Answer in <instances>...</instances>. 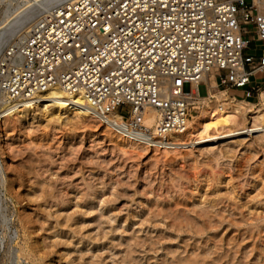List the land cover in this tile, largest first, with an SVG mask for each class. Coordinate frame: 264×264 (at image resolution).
I'll use <instances>...</instances> for the list:
<instances>
[{"label": "rangeland", "instance_id": "1", "mask_svg": "<svg viewBox=\"0 0 264 264\" xmlns=\"http://www.w3.org/2000/svg\"><path fill=\"white\" fill-rule=\"evenodd\" d=\"M37 13L0 31V48ZM261 134L143 150L88 118L10 115L0 120V264H264Z\"/></svg>", "mask_w": 264, "mask_h": 264}, {"label": "built area", "instance_id": "2", "mask_svg": "<svg viewBox=\"0 0 264 264\" xmlns=\"http://www.w3.org/2000/svg\"><path fill=\"white\" fill-rule=\"evenodd\" d=\"M18 36L0 49V107L35 104L59 86L148 146L188 129L207 73L246 97L264 89V10L255 0H56Z\"/></svg>", "mask_w": 264, "mask_h": 264}, {"label": "bare ground", "instance_id": "3", "mask_svg": "<svg viewBox=\"0 0 264 264\" xmlns=\"http://www.w3.org/2000/svg\"><path fill=\"white\" fill-rule=\"evenodd\" d=\"M54 1L56 0H0V4L7 2V7L4 12L2 11L3 15L0 19V31L5 32V30H9L7 26L16 23L18 20L20 22L25 15V19H30L35 11H41ZM255 2L264 8V0H255ZM33 19L26 23H24L26 20H23L20 28L16 32L17 34H15V40L17 37L20 39L18 35L31 25ZM212 76H214V71L207 73L203 77V80L208 83ZM195 85L196 83H194ZM211 88L209 85V93L204 96L201 95L199 98L200 110L198 115H194L190 119L188 129L185 132H170L166 137L169 145L164 147L172 150L192 149L197 146L212 145L222 139L247 136L258 132H263L259 137L264 139V91L260 94V102L258 105L246 99L230 96L225 90L219 93H213ZM2 97L3 95L0 93V99ZM210 99L212 100L209 101ZM35 103V106H33V103L23 102L14 109L8 107L9 103L7 101H3L0 107V120L5 119L6 121L10 115L23 113L30 107H36V110L46 115L47 121L59 120L63 114L66 117L71 114L77 119L88 118L94 123L103 125L105 130L108 129L110 133H114L115 137L122 141L123 144L143 150L147 148V143L139 139L126 137L118 133L110 123L101 122L94 114L89 100L82 93H70L59 86H55L40 93ZM249 109L253 112L251 118L247 116ZM111 118L115 121L119 118V114L115 112ZM155 121L156 111L149 109L144 123L152 127ZM152 135L153 137H158L155 131ZM156 146L160 147L158 145L153 147ZM3 177V170L0 166V215H4L2 208L4 203L2 187L5 182Z\"/></svg>", "mask_w": 264, "mask_h": 264}, {"label": "crops", "instance_id": "4", "mask_svg": "<svg viewBox=\"0 0 264 264\" xmlns=\"http://www.w3.org/2000/svg\"><path fill=\"white\" fill-rule=\"evenodd\" d=\"M208 83H209V85L212 87L211 89H213V85L212 84H210V82L208 81ZM217 84V83H216ZM210 91V90H209Z\"/></svg>", "mask_w": 264, "mask_h": 264}]
</instances>
